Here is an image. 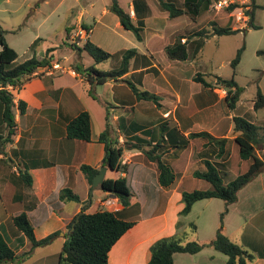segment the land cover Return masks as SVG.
Listing matches in <instances>:
<instances>
[{"label": "crops", "instance_id": "1", "mask_svg": "<svg viewBox=\"0 0 264 264\" xmlns=\"http://www.w3.org/2000/svg\"><path fill=\"white\" fill-rule=\"evenodd\" d=\"M39 1L42 3L47 2V0H0V4H4V8H2L3 11H7L14 17H18L21 15L20 11L24 5L31 7L30 12L32 14L36 13L39 8L38 4H35V2L37 3ZM254 2L259 6L258 8L262 7L256 0H254ZM33 3L34 5H32ZM147 3L149 6V2ZM128 4V10L126 11L130 13L135 23L137 18L133 10V0H130ZM150 8L149 6V14L144 17L143 29L149 25L151 21L152 16H150ZM103 11L104 13H108V10L104 9ZM227 18L228 20L232 19L230 17ZM113 19L114 25L120 27L121 25L118 17L117 19ZM190 20L195 22V20ZM228 20L225 22L227 26L230 24ZM98 21L99 20H97V22ZM253 23L255 24L254 15ZM80 26L90 27L89 34H87L85 38L92 41L90 33L93 27L82 21V11L77 14L76 24L69 27L71 29L70 31H66V40H68V37L71 39V35L76 30L79 32L81 30ZM230 27L236 28L233 25ZM247 28L243 31L246 32ZM142 31L141 40L135 37L136 41L142 44V48L131 47L136 49L137 55L131 59L129 71L123 77L130 79L138 88L150 92L151 90L146 87L145 80L151 78L149 71L156 67L154 61L156 57L158 55H167L165 47L172 44L178 38L187 45V48H190L192 45L191 43L194 39H197L198 36L194 35L195 32L185 36L181 34V31L179 32L177 30L173 32L175 34L174 37L171 36V34L166 36L165 29L160 26H154L148 38L145 40ZM212 33L216 35L214 32ZM34 40L43 41L44 39L37 36V34L31 39H27L24 47L25 52H27L26 59L35 56L34 51L30 54L31 49L37 45L35 43L34 46L31 47ZM68 43L71 44L69 41ZM44 44L47 46L44 48V56L46 55L47 48H54L47 54L51 55V57L49 65L46 67H51L56 63L60 66V63L56 61L57 50L55 48L57 46L52 42L47 44L44 41ZM78 44L79 43H77V45ZM132 44L134 46H139L135 43ZM193 48L188 49L190 52L188 53L187 59L190 56H196L200 51L199 49L197 53H193ZM63 56L66 57V55ZM41 58L42 57H37V59ZM186 60L178 61L184 62ZM18 62L22 61L18 60ZM78 62L75 61L74 65ZM38 72L39 70L37 73ZM39 73L31 75L19 89L13 91V102L15 105L18 100H23L26 106L23 114H20L15 107V133L12 136L11 143L6 146L5 153L0 154V233L3 235L8 245L13 249L16 256L22 258L23 253L29 250L30 244L26 236L14 226L12 218L15 215L22 212L26 214L33 227L36 238L44 237L53 231H59L58 236L51 242L55 243L60 239L61 243L58 250L44 253L40 252L35 255L34 250L36 248H33L29 255L22 258L23 262L21 261L22 263L28 262L27 264H57L58 254L65 240V233L68 226L81 209L80 203L60 200L59 192L61 189H71L80 197L81 201L90 198V205L87 211L94 209L112 211L122 208L121 203L113 194L97 189L94 191L90 190V185L85 175L80 170V165L82 164H87L94 168H99L103 165L104 144L98 141V137L100 132L105 128L108 118L110 129H114V126H117V130H120L122 132H120V134L126 139L129 137L131 138V136L135 134L142 138V140L151 142V145H145L148 147L147 149H151L153 145H157L156 153L160 156L162 161L171 167L175 174L174 182L169 187H162L158 183V171L155 162L149 160L142 152L133 151L132 148L127 146V142H119L124 147L122 157L126 155L130 156L129 159L126 157L127 161L122 164L124 165L123 172L112 171L106 165L104 178L124 176L127 182L130 178L134 183L139 185L138 190L140 192V194L137 193L138 195L131 192V203L130 206L126 207V218L134 220L135 223L123 233L111 247L108 254L109 264H147L150 257V246L155 240L171 235L180 236L185 229V220L190 216L194 206L200 205L201 207H206L212 202V200L208 199L198 200L192 205L188 214L179 215L178 211L183 207V203L181 202V192L183 189L180 187V182L187 176H194L193 172L195 170H204V158H209L215 162H223L225 160L222 161L219 160L220 158H211V156L215 155L214 152H212V146L206 143L207 140H203L204 137H188L190 132H199L193 131L196 125H200L199 122L194 123L191 121L185 125H181L178 122L177 126L170 127H167L166 124L151 125L152 121L146 119L148 115L142 111L139 112L135 107L136 103L140 100L134 98L131 89L124 82L118 80H109L105 82L109 85L110 103H108L102 101L101 95L97 92V86L105 83L94 85V92L97 98H93L88 92L89 83L74 69L71 70L70 66L66 72H48L42 69ZM161 75H163L162 72ZM161 75H158L157 79L152 78L158 85H164L166 81L165 77L163 78L165 81L160 78ZM52 77L56 78L51 79ZM175 77L176 78L172 79L176 81V84H182L179 78H177V76ZM190 82H195L199 85L196 89L200 91V93L195 94L199 102L205 105L210 104L212 97L208 95V93H205V95L201 94L203 86L199 82L194 81L193 77ZM180 88H182V85ZM173 90L175 95H177V91L181 89L173 88ZM151 93H157V96L160 95L158 91ZM90 101L97 104H91ZM159 101L160 98L158 99V103ZM133 107H135V109H133ZM82 110L87 111L90 115L91 139L89 141L71 139L66 136L67 120ZM133 113L137 114L136 118L132 117ZM167 113L169 114L170 110H167L165 114ZM130 116L132 118H130ZM134 124H137L139 128L136 132L131 133L134 130L132 127ZM123 136L120 135L119 139H122L121 137ZM182 138L186 140L184 145H181L180 142ZM200 138L202 140H200ZM132 142H134V140H132ZM227 144L228 143H226L225 146L224 156L227 154ZM194 145L203 148L200 151L195 150ZM141 154L143 155L141 156V162L132 161V159H130L131 157L137 156L139 160ZM224 156L221 158H224ZM193 159L202 162L201 166L194 169L189 175L181 174L182 172L179 170L180 164L184 160L185 163L190 161L193 162ZM25 171H27L31 177L30 185L19 177V173ZM253 181L264 182V172L256 175L238 191L237 200L227 206V214L230 208L242 200L243 203L249 201L250 207L248 208H254V205L264 203V187L262 185V189L258 187L259 189L251 188L245 190ZM207 188L209 187L206 185L204 189ZM94 193H97L95 200L92 199ZM106 198H111L113 200L110 208L100 203V200ZM159 200L163 204L161 208L159 207V209L156 210L154 209L155 204H157ZM70 202L74 204H70ZM263 210L264 206L263 209L258 212L261 213ZM245 211L249 210L245 209ZM169 213L173 215L169 217ZM243 216L246 218L245 214H243ZM261 219V223L264 224V213ZM177 221H181L182 223L180 228H176L175 226ZM223 226H225L224 222ZM212 232L213 231L208 232L206 235H200L201 237L198 236V242L208 243L214 237L216 231H214V234ZM49 244L45 246H49ZM241 246L243 247V245ZM262 253L263 256H260L255 249V251L251 253L253 258L249 264H264V250H262ZM226 259V255L216 251L209 245L203 247L195 254L180 252L173 254V264H225Z\"/></svg>", "mask_w": 264, "mask_h": 264}, {"label": "trees", "instance_id": "2", "mask_svg": "<svg viewBox=\"0 0 264 264\" xmlns=\"http://www.w3.org/2000/svg\"><path fill=\"white\" fill-rule=\"evenodd\" d=\"M158 2L161 9L166 11L170 17L185 14L192 20H196V16L203 9L205 10L209 4V0H183L180 6H176L174 0H158ZM251 4L253 8L248 27L257 29L259 26L253 23V14L259 6L255 4L254 0H251ZM108 9L118 17L119 23L124 29L132 31L136 39L141 40L144 17L149 14V6L146 0H133V10L137 18L135 23L130 13L118 3V0H109ZM212 27L216 35H228L236 33L239 30H244L231 28L230 26H220L214 22H212ZM83 28L86 31L90 30L88 26H83ZM66 31L68 32L69 28H66ZM205 33L204 30L196 31L194 35L198 36V38L194 39L190 48H187V45L181 42L180 38L172 44L167 45L165 52L168 58L181 61L186 60L190 52L188 49H192L193 47V53H197L204 42L201 36ZM36 42L34 40L31 47ZM69 46L71 49L77 50L78 53L82 50L86 51L93 59V64L87 67H84L80 62L74 65V70L89 83L88 92L93 98H97L94 92V85L103 84L109 80H122L129 86L136 100H150L156 106L160 105L156 94L138 88L132 81L123 77L129 71L131 59L137 55L135 48L110 53L88 38H85L82 46L71 44ZM53 49L47 48L46 55L41 59L32 56L22 62H18V53L6 42L5 30L0 25V154L5 153V148L11 143L12 136L15 133V107L20 114L25 112L26 103L23 100H18L16 105L13 102V91L19 89L35 71L49 65L51 55L47 54ZM243 49L244 44L237 49L235 57L230 62L233 69L239 63ZM257 54L264 55V50H258ZM108 59H116L117 66L106 71L96 68L95 65L97 63ZM193 80L199 82L203 87H213V84L207 81L199 72H196ZM215 83V85L222 86L226 90L224 100L229 109H234L239 100L242 87L236 83L233 76L222 78L216 75ZM262 107H264V95L258 88L253 98V109L258 110ZM232 122L233 130L237 132L233 141L236 145L239 158L247 161V169L229 179L224 162H215L209 158H204L205 169L195 170L193 175L207 181L210 187L190 191L183 190L181 192L183 207L178 211L179 215H186L190 212L192 205L202 199L219 198L223 200L225 206L220 212L219 226L216 229L214 237L208 243H201L195 240H187L186 233L183 231L180 236L171 235L158 238L150 246V257L147 264H173L174 253L195 254L207 245L227 256L225 264H249L251 262L253 255L223 233V216L228 211L227 206L237 200L238 191L264 170V136L251 119H246L241 115H234ZM132 127L134 130L131 133L136 132L139 128L137 124L132 125ZM66 136L71 139L86 141L91 139L90 115L87 111L82 110L67 120ZM188 137L206 138V143L212 146L214 155L217 158L223 157L228 138L214 137L207 131L190 132ZM131 138L134 140L130 144L132 149H142L141 146L143 145H151L150 141L142 140L138 135L134 134ZM98 141L104 144L102 164L107 165L112 171L123 172L124 165L121 164V157L124 147L119 143L118 138L110 133L108 118L105 128L99 134ZM180 142L181 145H184L186 140L182 138ZM157 147V145H153L151 149L143 151L149 160L155 162L158 171V183L162 187H169L174 182L175 174L171 167L162 161L156 153ZM257 149L261 150V154L257 152ZM80 170L85 175L90 185V190L94 191L97 189L113 194L121 203L122 208L112 211L106 209L87 211L90 205V198L81 201L80 197L71 189H61L59 199L80 203L81 209L77 220L75 221L76 217H74L68 226L65 240L58 254L57 264H109L108 254L111 247L135 223L134 220L126 218V207L130 206L132 197L130 186L124 176H117L105 177L102 184L92 188V178L98 172V168L82 164L80 165ZM19 177L30 185L31 177L27 171L20 172ZM224 178L228 181H224ZM12 220L16 229L26 236L30 244L29 250L23 253V257L29 255L33 248L51 243L59 234V231H53L44 237L36 238L33 227L23 212L15 215ZM190 225L192 231H195L196 225L193 222ZM175 226L176 228H180L182 226L181 221H177ZM258 253L260 256H263L262 250H259ZM16 258L15 252L0 233V264L15 263Z\"/></svg>", "mask_w": 264, "mask_h": 264}, {"label": "rangeland", "instance_id": "3", "mask_svg": "<svg viewBox=\"0 0 264 264\" xmlns=\"http://www.w3.org/2000/svg\"><path fill=\"white\" fill-rule=\"evenodd\" d=\"M129 1L130 0H118V3L125 10H128ZM146 1L149 2V6L151 7L150 16L152 17L149 25L142 31L145 40L148 38L154 26H160L166 30V36L171 34L173 37L175 36L173 32L176 30L179 32L181 31V34L185 36L199 30H204L206 33L201 36L204 42L198 54L196 56H190L184 62L170 59L167 55H158L156 57L154 60L156 67L149 71L151 78L145 80V84L146 87L151 90L150 92L158 91L160 93V95H158L160 98V105L155 106L152 101L140 100L136 103L135 107L139 112L142 111L148 115L146 119L152 121L151 125L166 124L167 127H170L177 126L178 122L181 125H185L191 121L194 123L199 122L200 125H196L193 131L205 130L214 137L228 138L227 154L224 156V152V158H220L219 160H225L223 161L225 170L228 172V178L231 179L237 174L244 172L248 166L247 161H243L239 158L236 145L233 141L237 132L233 130L232 117L234 115H241L246 119H251V121L258 126L260 133L264 136V107L258 110L253 109V98L257 89L259 88L264 95V55L257 54L258 50H264V0H256L262 7L256 9L253 14L254 22L259 28L248 27L246 32L239 30L236 33L228 35H213L212 22L220 26H227L225 22L228 18L225 16V12L216 13L211 10L209 4L205 10L203 9L201 13L196 16L195 22H192L185 15L169 17L167 12L161 9L158 0ZM182 1L183 0H174V3L176 6H180ZM35 4H38L39 8L36 13L32 14L30 12L31 7L24 5L20 11L21 15L18 17H14L9 12L3 11L2 8H4V4H0V24L5 30L6 42L19 54V61H23L27 58V52L24 50L27 39H31L37 34V36H40L44 40L37 41V45L31 49L30 54L34 51L36 58L43 57L45 54L44 48L47 46L44 44V41L47 44L52 42L57 46L55 48L57 50L56 61L60 63L61 68H51L52 71L66 72L69 66L72 70L74 69L75 61H79L84 67L93 64L92 57L86 51L82 50L78 53L77 50L71 49L68 43L69 41L71 45L82 46L89 31H86L80 26V31H82V33L79 34L78 30H76L71 35V39L68 37V40H66V28L76 24L77 14L80 11H82V21L93 27L90 33L92 42L104 50L114 53L125 48H142V44L136 41L132 31L114 25L113 18L117 19V16L108 9L109 0H47L46 3L39 1L37 3L35 2ZM32 5H34V3ZM104 9L108 10V13H104ZM97 20L99 21L97 22ZM229 21L230 24L228 26L233 25L239 28L237 27L238 25L234 23L233 19H229L228 22ZM70 30L69 28V31ZM77 43L79 44L77 45ZM132 43L139 46H134ZM242 44H244V49L241 53L240 61L233 69L230 62L235 57L237 49L240 48ZM63 55H66V57ZM95 66L99 70L106 71L116 67L117 61L116 59H108L97 63ZM40 70L41 69H39V72ZM161 72L163 75H161ZM196 72L201 73L207 81L213 84V87L210 88L202 87L201 92V94L204 95L208 93V95L212 97L210 104L205 105L200 103L195 97V94L200 93V91L196 89L199 85L195 82H190V80ZM158 75H161L160 78L162 80L165 81L166 79L164 85H158L154 79H152H157ZM216 75L222 78H230L233 76L236 83L242 87L239 100L234 109H229L224 100L226 90L222 86L215 85ZM175 76L179 78L182 84H176V81L172 79L176 78ZM164 77L165 79H163ZM55 78L56 77H52L51 79ZM118 81L123 82L122 80ZM181 85L182 88H180ZM108 86L107 83L97 86V92L101 95L102 101L110 103ZM173 88H179L181 90H178V94L175 95ZM91 104L96 105L97 103L91 102ZM135 107H133V109H135ZM167 110H170V113H167L168 115L165 114ZM132 117L136 118L137 114L133 113ZM132 117L130 116V118ZM114 127V129H110V133L117 137L119 142H128L127 146L131 148L130 144L133 143V139L130 137L126 139L120 134L121 131L117 130V126ZM120 135L123 136L121 137L122 139H119ZM200 140L202 139L200 138ZM203 140L206 139L203 138ZM141 147L142 149H133V151H139L144 154V151L148 150V147L145 145ZM194 147L195 150L199 151L203 148L195 145ZM257 152L261 154L260 149H257ZM141 156L143 155L141 154L139 156V160L137 156L131 157L130 159H132V161L141 162ZM126 157L129 159L130 156L126 155ZM122 158L123 157H121V159ZM211 158L215 159L217 157L211 156ZM193 160V162L190 161L188 163H185L184 160L180 164L179 170L182 172L181 174L189 175L190 172L201 166L202 162H198L196 159ZM263 172L264 170L262 173ZM224 181L228 180L224 178ZM128 182L131 192L140 194L138 190L139 185L134 183L130 178ZM206 185L210 187V184L206 181L191 175L180 182L181 189L188 191L204 189ZM261 185L264 187V182L253 181L245 190L251 188L257 189L258 187L262 189L263 187ZM96 196L97 193H94L92 199L95 200ZM208 200H212L211 204L206 207H201L200 205L194 206L190 216L185 220L186 225L184 232L186 233L187 239L199 241L198 236L206 235L211 231H213L212 233L214 234V231L218 228L220 212L224 209L225 204L223 200L219 198ZM70 204L74 203L70 202ZM162 204L163 203L159 200V202L155 204L154 209L158 210L159 207H162ZM249 204V201L243 203L242 200L230 208L229 213L223 216L225 226H223L224 228L222 231L232 240L243 245V248L249 253H253L255 249L256 251L264 250V224L261 223L264 210L261 213L258 212L263 209L264 203L254 205V208H248L250 207ZM244 208L249 211H245ZM243 214L246 215V218ZM172 215V213L168 214L169 217ZM191 222L196 225L197 229L195 231L191 229ZM60 243L61 241L59 239L55 243L49 244V246L35 247V255L40 252L44 253L58 250L60 248ZM22 258L18 256L15 259V263L27 264L28 262L22 263Z\"/></svg>", "mask_w": 264, "mask_h": 264}, {"label": "built area", "instance_id": "4", "mask_svg": "<svg viewBox=\"0 0 264 264\" xmlns=\"http://www.w3.org/2000/svg\"><path fill=\"white\" fill-rule=\"evenodd\" d=\"M210 9L215 11L216 13L225 12V16L233 19L234 23H236L240 29H245L248 27V24L251 20V10L252 4L251 0H209ZM79 34L82 31L78 32ZM45 68V69H44ZM51 68H61L59 64H54L51 67H42L41 70H45L48 72H52ZM39 70V69H38ZM37 70V71H38ZM35 71L32 75L38 74ZM127 161L126 156L121 159V164ZM113 200L111 198H106L100 200V203L108 208L111 207Z\"/></svg>", "mask_w": 264, "mask_h": 264}, {"label": "water", "instance_id": "5", "mask_svg": "<svg viewBox=\"0 0 264 264\" xmlns=\"http://www.w3.org/2000/svg\"><path fill=\"white\" fill-rule=\"evenodd\" d=\"M105 171H106V165H101L98 168V172L92 178V183H91L92 188H95L99 186L100 184H102L104 180ZM77 218H78V215L76 216L75 221L77 220Z\"/></svg>", "mask_w": 264, "mask_h": 264}]
</instances>
